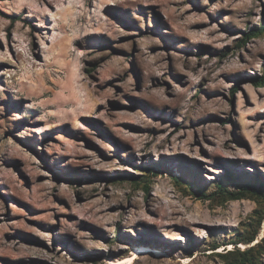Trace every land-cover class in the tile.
<instances>
[{
	"label": "rangeland",
	"instance_id": "1",
	"mask_svg": "<svg viewBox=\"0 0 264 264\" xmlns=\"http://www.w3.org/2000/svg\"><path fill=\"white\" fill-rule=\"evenodd\" d=\"M263 21L264 0H0V264H234L259 241Z\"/></svg>",
	"mask_w": 264,
	"mask_h": 264
},
{
	"label": "trees",
	"instance_id": "2",
	"mask_svg": "<svg viewBox=\"0 0 264 264\" xmlns=\"http://www.w3.org/2000/svg\"><path fill=\"white\" fill-rule=\"evenodd\" d=\"M264 33V21L262 22V24L259 27H255L251 30H249L246 34H245V38H250V37H255V36H259L261 34ZM264 73V72H263ZM252 83H254V85L256 86H264V74L262 77H256L254 79L251 80ZM236 88V87H235ZM235 88L232 89V93L234 92ZM210 118L204 119L203 121H208ZM131 175V174H130ZM230 180H234L232 177H229ZM256 182V180L254 181ZM242 189H248V190H252L255 192V184L250 182V181H243L240 182L238 184ZM144 190H148V186H144L143 187ZM240 193L234 194L232 195V199H238L241 197V195H239ZM257 235V231L246 236L243 237L241 239H239L238 242H243L245 244H250L253 240H255ZM237 242V241H236ZM235 242V243H236ZM218 246L214 245L212 247V249H216ZM264 249V235L263 237L257 241L255 244L250 245L244 249H235V250H230L227 251L226 254L227 255H223V256H232L235 260L234 264H257V258L259 256V253L261 252V250Z\"/></svg>",
	"mask_w": 264,
	"mask_h": 264
}]
</instances>
